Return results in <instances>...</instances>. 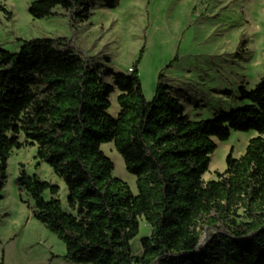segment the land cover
Here are the masks:
<instances>
[{"label": "trees", "instance_id": "trees-1", "mask_svg": "<svg viewBox=\"0 0 264 264\" xmlns=\"http://www.w3.org/2000/svg\"><path fill=\"white\" fill-rule=\"evenodd\" d=\"M99 2L111 8L118 0H32L28 10L34 19L62 9L84 21ZM22 42L17 52L0 47V202L12 150L37 146L36 156L68 188V209L60 186L30 175L24 165L19 186L31 197L35 217L64 242L67 260L264 264V76L252 89L240 86L245 106L194 120L163 72L147 100L137 65L128 73L107 70L109 83L67 38ZM232 131L256 134L240 157L232 148L225 171L206 181L218 147L213 138L225 142ZM106 143L136 177L137 193L114 176ZM143 217L150 234L136 255L131 243Z\"/></svg>", "mask_w": 264, "mask_h": 264}, {"label": "rangeland", "instance_id": "rangeland-1", "mask_svg": "<svg viewBox=\"0 0 264 264\" xmlns=\"http://www.w3.org/2000/svg\"><path fill=\"white\" fill-rule=\"evenodd\" d=\"M32 0H0L11 19L0 9V47L17 52L22 40L64 37L100 68L130 72L137 65L147 100L154 97L161 72L173 93L194 120L208 119L249 103L239 88H254L264 76V0H118L114 7L97 3L89 19L77 21L57 9L34 19ZM116 90L110 113L119 112ZM254 131H232L211 156L206 181L225 171L226 157L234 149L240 157ZM24 135L21 142H25ZM102 149L115 163L114 176L137 193L136 177L129 173L113 143ZM37 146L14 148L9 158L8 179L0 202V264H82L65 258L66 246L34 215L31 197L18 182L21 166L30 175L60 186L59 198L68 209V188L53 169L37 156ZM50 198L49 192L45 194ZM150 234L146 220L132 240L133 253H142L141 241ZM90 264V263H89Z\"/></svg>", "mask_w": 264, "mask_h": 264}, {"label": "bare ground", "instance_id": "bare-ground-1", "mask_svg": "<svg viewBox=\"0 0 264 264\" xmlns=\"http://www.w3.org/2000/svg\"><path fill=\"white\" fill-rule=\"evenodd\" d=\"M218 145H221V143H219Z\"/></svg>", "mask_w": 264, "mask_h": 264}, {"label": "built area", "instance_id": "built-area-1", "mask_svg": "<svg viewBox=\"0 0 264 264\" xmlns=\"http://www.w3.org/2000/svg\"><path fill=\"white\" fill-rule=\"evenodd\" d=\"M132 70H130V72H131Z\"/></svg>", "mask_w": 264, "mask_h": 264}]
</instances>
